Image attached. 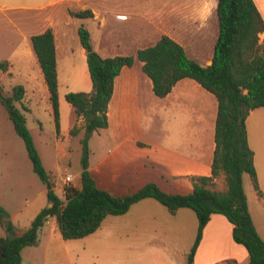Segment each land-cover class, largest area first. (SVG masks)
Wrapping results in <instances>:
<instances>
[{
	"label": "rangeland",
	"instance_id": "obj_1",
	"mask_svg": "<svg viewBox=\"0 0 264 264\" xmlns=\"http://www.w3.org/2000/svg\"><path fill=\"white\" fill-rule=\"evenodd\" d=\"M181 0H0V88L5 97L13 95L17 85L26 88L22 101H15L24 113L27 126L33 136L42 164L55 181V191L63 197L65 178L72 174L69 183L79 184L83 170L85 130L68 137L58 132L53 114L50 94L31 37L52 27L55 33L56 54L61 96L72 86L71 65L82 62V44L79 27L89 29L95 46L107 47L109 52H126L136 60L138 48L154 45L162 34L173 28L181 30L187 18L180 13ZM26 5V6H23ZM91 8L98 14L94 18H80L71 14ZM105 25H101L104 22ZM213 25L219 21L217 12ZM217 34L213 39L193 40L189 52L199 62H206L207 55H214ZM107 36V37H106ZM81 61V62H80ZM202 65V64H201ZM164 99V98H161ZM161 101V100H160ZM165 102H160V105ZM78 115L66 98L60 105V129L74 126ZM107 128V127H106ZM105 128L94 131L89 138L88 170L98 187L124 196L141 189L147 182H155L163 191L174 194L190 192L187 186L155 160H141L134 156L130 136H142V126L134 124L123 130V144ZM152 138L165 135L161 117L155 115L150 128ZM63 135L64 143L59 138ZM221 173L212 182V188L223 186ZM223 182V183H222ZM226 183V182H225ZM68 184V183H67ZM222 190V189H220ZM154 205L139 203L130 207L123 215H109L104 222L114 234L134 231V221L149 218V223L138 224L139 231L164 234L166 244L175 250V257L183 260L190 251L197 235L198 219L190 208V215L182 210L177 218L159 201L149 198ZM47 188L33 168L24 139L16 132L6 106L0 102V205L8 211L15 225V232L28 230L42 209L49 207ZM52 206V203L50 204ZM186 209V210H185ZM193 217V218H192ZM151 219V221H150ZM196 220L195 226L192 224ZM56 215L48 216L42 226L44 237L41 242L24 246L21 250L22 264H68L62 245L50 244L47 236L57 227ZM193 226V227H192ZM7 235L0 224V238ZM73 253L75 260L81 259ZM88 254V253H87Z\"/></svg>",
	"mask_w": 264,
	"mask_h": 264
},
{
	"label": "trees",
	"instance_id": "obj_2",
	"mask_svg": "<svg viewBox=\"0 0 264 264\" xmlns=\"http://www.w3.org/2000/svg\"><path fill=\"white\" fill-rule=\"evenodd\" d=\"M219 35L214 47L212 62L203 66L190 58L185 48L168 35H163L154 45L141 48L137 57L143 62V71L151 78L153 90L159 97L168 95L182 78H192L212 92L218 100L215 131V150L212 174L193 175V190L186 194H170L155 182H147L137 192L120 196L98 187L88 170L90 135L109 125L108 106L114 91V80L123 67L132 66L134 55L103 57L92 45L90 31L79 27L80 41L87 51V63L93 90L69 91L66 100L71 103L78 117L85 121L83 129L84 156L81 186H66L61 197L54 189L55 181L42 164L24 113L15 101H22L26 94L23 85L5 97L3 103L16 132L24 139L35 172L47 188L52 206L46 207L33 220L25 233L15 232V225L8 211L0 205V224L7 235L0 238L3 255L0 264H22L21 250L35 243L37 228L48 216L56 215L58 227L65 239L85 237L96 231L108 215L126 213L132 204L155 198L176 214L181 207L195 211L198 230L186 264H194L203 230L212 215H224L233 225V238L249 253V264H264V240L258 233L250 213L248 196L244 188V174H250L257 186L254 151L250 146L247 118L250 111L264 106V43L259 34L264 31V18L254 0H218ZM75 17H93L91 9L71 11ZM46 84L58 132H60L59 79L55 37L52 28L31 37ZM1 63L0 66H3ZM81 128L75 125L71 134ZM225 174V189L212 188V182Z\"/></svg>",
	"mask_w": 264,
	"mask_h": 264
},
{
	"label": "crops",
	"instance_id": "obj_3",
	"mask_svg": "<svg viewBox=\"0 0 264 264\" xmlns=\"http://www.w3.org/2000/svg\"><path fill=\"white\" fill-rule=\"evenodd\" d=\"M181 1L180 13H183L187 18L186 25L181 30L173 28L162 36L168 35L176 40L185 48L188 56L196 60L189 52V48L194 47L192 41L200 38L213 39L215 34L219 35L217 25H213L212 21L217 12L218 0ZM254 1L264 18V0ZM97 15L94 13L93 17L88 18H94ZM101 25H105V20L101 22ZM259 37L260 43H264V31L259 34ZM91 41L93 48L103 57L130 55L126 52L111 53L107 47L95 46L92 35ZM81 50L82 62L80 61V65L76 67L74 62H70L72 86L69 90L90 92L93 90V82L88 69L87 51L84 47ZM212 58L213 54H208L206 62L196 61L207 66L212 62ZM142 67L143 62L140 59L137 61L135 57L134 64L123 67L120 74L116 76L114 91L108 106L109 125L105 128L108 130L106 132L110 135L109 132L112 131L115 140H117L116 145H120L123 144L125 132L123 130L134 124L142 126V136H130L134 156L144 161H146L142 159L144 157L152 161L155 160L159 165L167 168L174 177L182 181L191 192L194 187L191 178L193 175L209 176L212 174L218 100L212 92L189 77L180 79L168 95L159 97L153 90L151 78L143 71ZM67 92L63 96L59 92L60 105L65 100ZM162 101L165 104L160 105ZM155 115L161 117L166 132L164 136L162 134L157 139L152 138L150 133ZM84 123V118L80 116L75 125L81 127ZM74 126L62 127L59 133L72 137L70 131ZM247 130L249 143L254 151L257 186L250 174L246 173L243 177L244 188L254 224L264 240V106L250 111L247 118ZM59 140L62 144L65 142L63 135ZM222 174L224 183L222 182L223 186L220 189H225V174ZM72 184L73 187L79 188L81 180L79 184L73 182ZM57 193L59 194V192ZM149 198L151 197L144 198L132 206L141 202L153 206L154 203L148 201ZM183 208L188 207H181L176 214H170L175 218L181 210L183 214H191L186 209L183 211ZM108 218L109 215L93 233L76 239H65L56 224L57 227L52 228L47 236V250L50 244L62 245L68 264H185L183 260H178L175 257V250L166 244L164 234L139 231L138 224H142L143 221L149 223L148 217L134 221L132 233L117 235L107 226L104 227V222ZM195 222L197 221L194 219L192 221L194 226ZM198 224L199 222L196 226L197 230ZM26 231L20 230L18 234H23ZM44 234L42 226L39 242L43 240ZM73 253L78 257H80V253H83L81 262L79 259L75 260ZM188 254V252L185 253V259L188 258ZM249 261L250 257L246 248L236 243L233 238L232 223L222 214H213L204 227L194 264H249Z\"/></svg>",
	"mask_w": 264,
	"mask_h": 264
},
{
	"label": "water",
	"instance_id": "obj_4",
	"mask_svg": "<svg viewBox=\"0 0 264 264\" xmlns=\"http://www.w3.org/2000/svg\"><path fill=\"white\" fill-rule=\"evenodd\" d=\"M41 228H42V225H39L38 228H37V236H36L35 243L38 242V240L40 238ZM0 255L1 256H4L3 255V248H2V246H0Z\"/></svg>",
	"mask_w": 264,
	"mask_h": 264
},
{
	"label": "built area",
	"instance_id": "obj_5",
	"mask_svg": "<svg viewBox=\"0 0 264 264\" xmlns=\"http://www.w3.org/2000/svg\"><path fill=\"white\" fill-rule=\"evenodd\" d=\"M72 178H73V175H72V174H68V175L66 176V178H65V183H66L65 187H66V186H69V183L72 181ZM67 183H68V184H67Z\"/></svg>",
	"mask_w": 264,
	"mask_h": 264
}]
</instances>
